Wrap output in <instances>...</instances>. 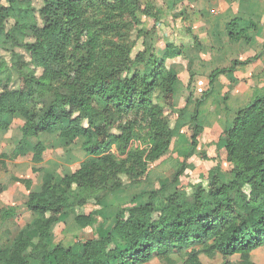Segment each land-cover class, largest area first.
I'll list each match as a JSON object with an SVG mask.
<instances>
[{"label": "trees", "instance_id": "trees-1", "mask_svg": "<svg viewBox=\"0 0 264 264\" xmlns=\"http://www.w3.org/2000/svg\"><path fill=\"white\" fill-rule=\"evenodd\" d=\"M83 1L44 0L38 10L30 0L0 4V51L11 61L9 67L0 56V134L18 131L16 146L3 158L28 159L32 174L42 172L36 188L30 180L23 182L28 193L21 206L0 208V226L17 219L21 210L34 215L14 235L6 232L0 264H146L152 258L202 264L203 257L218 256L221 264H257L252 252L264 246V96L234 113L217 140L216 165L200 167L199 182L179 183L168 195L164 187L145 190L141 202L132 200L114 220H100L91 212L75 215L74 229L103 227L104 234L70 245L48 243L69 211L121 190V176L128 183L149 181V164L166 154L172 140L166 109L173 106L177 76L165 61L181 50L169 43L157 56L149 36L132 65L118 62L97 69L101 31L86 18ZM134 4L139 13L153 16L150 5ZM238 24L230 22L229 35L243 31ZM16 49L27 51L30 62L24 63ZM11 69L18 73L17 88L9 84ZM55 84L59 88L53 90ZM48 93L49 102L37 108ZM200 133L197 126L189 130L188 156L197 149ZM45 136L81 141L80 151L88 159L72 173H45L37 166ZM140 140L147 150L130 146ZM114 149L124 158L117 160ZM223 163L231 168L224 170ZM187 168L184 163L174 181ZM4 190L0 182V195ZM234 255L239 260L231 261Z\"/></svg>", "mask_w": 264, "mask_h": 264}, {"label": "rangeland", "instance_id": "rangeland-1", "mask_svg": "<svg viewBox=\"0 0 264 264\" xmlns=\"http://www.w3.org/2000/svg\"><path fill=\"white\" fill-rule=\"evenodd\" d=\"M30 2L31 6L35 10H38L43 6L44 0H30ZM0 4L5 5V0H0ZM83 4L86 18L92 22L96 29L101 31L98 42L96 68H105L109 65L118 64V62H125L127 66L132 65L137 55L143 50V41L146 42L149 39V35L145 37L143 36L144 34H139V31H143L144 33L150 32V29L147 28L148 25L145 26V19L142 18L141 14L136 10L134 0H84ZM139 4H141V7L143 6V8L146 6L145 0H139ZM175 7L180 9V12L184 11L183 13L187 10V7L185 9L181 7V2L176 4ZM153 12L157 13L154 9ZM156 15H158V13ZM141 19L144 20V22L142 21L143 23L140 25L136 24V22ZM239 28L243 31L249 30V28L244 30V26L241 24L239 25ZM159 30L160 29L154 27V34ZM27 41L31 42V37H28ZM16 52L24 63L30 62V54L27 51L24 49H16ZM156 55L160 56L157 53ZM0 56L10 67V55L1 50ZM183 71H175V74L178 75L180 79L174 84V103L171 108L172 112L177 114V119L179 122H182V125L175 130V123L171 120V115L166 112V117L169 120V125L173 133L174 143L170 145L168 151L161 159L150 164L148 169L149 181L128 183L127 178L121 176L123 182L121 190L107 193L100 201L89 199L85 206L69 211V216L67 217L65 225L52 233L51 238L48 241L50 245H53L56 242H63L64 245H69L77 240L90 238L93 234H96V232L99 235L104 234L103 227H98L96 232H91V230L88 229L87 233H81V231L74 229L73 217L75 215L88 214L91 212L96 213L100 220L102 218L114 220L118 215L125 214L124 209L129 206V202L132 200H139L141 202L142 199L140 200L139 195L145 190H157L164 187L167 189L166 195H168L173 192L175 186L179 183L199 182L200 177L198 171H200V167L211 169L215 166L217 163H215V158H211L212 162H209L210 160L205 162H202V160L200 161V151H203L204 148L206 150L207 147L199 148L198 151H192V155L186 158L187 161L196 153L195 160L193 159V161L188 162L192 167H190L184 160L182 162L175 161L171 156L176 150H185L189 152L190 139L185 133V130L188 128L189 122L192 123V125L195 124L194 119L198 111L199 118L198 122H196L200 125L203 131L208 134L213 133L217 135L220 133V129L223 124L225 125L227 120L228 125L231 123L234 113L239 108L246 106L255 98L245 100L240 104V107H233L231 103H228L227 105V101L223 100L221 97L219 89L220 84L217 81H214L215 77H217L216 75L206 83H202L200 81L201 77L198 76L199 82L194 83L192 88H190L191 83H189V80L187 79L188 77L181 79ZM128 75V71L124 72V76ZM17 78L18 73L14 69H11L9 82L11 88L18 87ZM184 87L189 88V93H192L193 97H195V93L197 94L196 97H200V99H198L199 104H197L196 100L183 98ZM58 88V84H55L53 90ZM49 95L50 93H48L46 97H42L41 101H39L40 103L36 105L37 108L41 107L42 104L49 102ZM260 96H264V94ZM224 102H226V104H224ZM41 140L45 146V151L42 156V162L37 166L42 167L45 173L52 174L56 177L72 173L78 168L81 162L88 159L80 151L81 141L76 140L73 143H67L65 141L56 140L54 137L47 136L42 137ZM144 140H146V136H144ZM140 141L142 145H145L146 142H143L142 140ZM17 142V128L9 130L5 134H0V182H2L5 187L4 193L0 195V208L8 204L21 206L24 203L28 193L27 188L23 183L24 181H32L33 187L35 188L41 182L42 172L32 174L31 170L33 165L28 159L21 158L13 161V159L8 157L3 158V155H10V152L16 146ZM176 143H178L177 149L175 147ZM214 143L215 148L208 149V153L211 157L215 154L217 139ZM113 152L116 153L117 160L124 158L117 149L116 151L114 149ZM184 163L188 165V168L178 177L177 181H174L176 172ZM221 166L224 170H229L231 168L227 163H223ZM194 170H196V173ZM93 195H98V192H95ZM135 196L138 197L133 199ZM33 218V214L21 210L17 219L9 221L6 225L0 226V244L4 242L6 232L14 235L18 229L23 227L25 223L31 221ZM252 256L255 263L258 264L259 261L260 264H264V246L254 250ZM258 257H260V259H258ZM218 258L219 257L210 262L203 257V264H219L220 259ZM237 258V256H234L232 260H237ZM156 259L152 258L146 264H166ZM172 261L176 264L178 258H174Z\"/></svg>", "mask_w": 264, "mask_h": 264}, {"label": "crops", "instance_id": "crops-1", "mask_svg": "<svg viewBox=\"0 0 264 264\" xmlns=\"http://www.w3.org/2000/svg\"><path fill=\"white\" fill-rule=\"evenodd\" d=\"M179 2L183 9L187 7L185 13L175 7ZM145 3L150 5L152 8L150 12L158 19L156 22L153 16H145L140 13L145 19V26L148 25L147 28L150 29V32L147 33L152 38L154 52L162 55L166 44L169 43L179 48L181 54L166 59L165 66L174 74L175 71L184 70L181 79L188 77L187 79L191 83L190 88L194 83L199 82L198 76L201 77L202 83H206L216 75L214 81L220 84L222 99L227 101V105L231 103L233 107H240V104L245 100H251L264 94V0H145ZM153 9L160 15H156L157 13L153 12ZM233 20L239 23L237 28L241 24L248 27L249 30L242 31L239 35H229V24ZM139 21H141L139 24L144 22L142 19ZM154 27L160 29L156 34L153 31ZM176 76L177 82L180 77ZM196 95L195 93V97H193V94L189 93V88L184 87V99L196 100L199 104L200 97H196ZM171 108L166 109V112L171 115L176 130L182 125V122H179L177 114L172 112ZM198 118L199 111L194 119L195 124L192 125L189 122L185 133L188 135L189 130L197 126L201 133L198 137L196 150L207 147L206 150L204 148L203 151H200V161L204 154L206 160H202V162L207 160L212 162L211 158H215V154L211 157L208 149L215 148L214 141L218 140L219 134L221 135L228 126V120L225 125L223 124L220 133L216 135L204 132L197 123ZM188 138H190L189 135ZM173 139L172 133L170 145L174 143ZM177 146L178 143L175 144L176 149ZM186 152L185 150H176L171 157L177 162L186 161V158L184 159L188 156ZM195 158L196 153L186 163L188 164ZM190 166L192 165L190 164ZM65 223L66 221L58 224L54 231L62 228ZM88 229L82 232L87 233ZM234 256H237V260H239L238 255ZM234 256L230 257L231 261H237L232 260ZM218 257L219 264H221L222 259L220 256ZM258 264H260L259 261Z\"/></svg>", "mask_w": 264, "mask_h": 264}, {"label": "built area", "instance_id": "built-area-1", "mask_svg": "<svg viewBox=\"0 0 264 264\" xmlns=\"http://www.w3.org/2000/svg\"><path fill=\"white\" fill-rule=\"evenodd\" d=\"M130 146L133 148V149H140V150H147L148 149V145H142V143L140 141H132ZM152 164V163H151ZM150 166V164H149ZM149 168V167H148Z\"/></svg>", "mask_w": 264, "mask_h": 264}]
</instances>
